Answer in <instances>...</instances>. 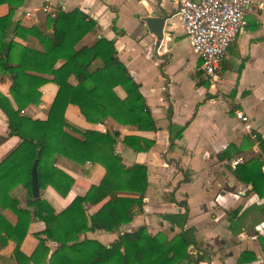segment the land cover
<instances>
[{
	"label": "crops",
	"instance_id": "obj_1",
	"mask_svg": "<svg viewBox=\"0 0 264 264\" xmlns=\"http://www.w3.org/2000/svg\"><path fill=\"white\" fill-rule=\"evenodd\" d=\"M159 4L167 12L173 11L174 14L167 20L164 38L155 54V36L148 31L142 17L153 11L158 14ZM44 7L47 8L46 11L43 10ZM74 8L80 9L96 22L95 28L82 38L80 44L91 45L100 37L114 41L117 57L134 81L140 84L139 90L157 127L155 131L138 130L133 125L119 124L111 117L105 118L103 122L91 123L80 113L76 102L66 106L64 116L71 125L102 133L108 131L111 135H115L113 132L117 131L113 150L120 157L121 163L126 167L142 164L147 169L148 185L143 195L142 211L135 214L130 222L121 224L114 230L87 231L79 236L80 239L95 240L109 246L120 233L141 225L151 234L162 231L171 238L180 228L161 215L184 212L183 206L169 199V194H172L175 201L187 203L184 227L193 228L195 240L192 247L188 246V252L194 256L198 253L205 255L200 261L182 260L176 264H264V197L258 196L250 184L237 180L233 174L237 163L249 159V152H256L255 155L260 153L257 142H253L251 146L247 144L248 140L254 141V132L264 140L261 118H255L254 110V107L259 108L260 115L261 110L264 112V0H252L246 15L247 26L227 49L228 52L230 48H234L235 62L233 65L228 62L226 52L224 63L220 67L222 72H218V81L213 86L203 78L201 60L183 33L180 19L175 14V5L163 0H22L14 6L12 21L19 22L23 27L35 25L42 35L36 37L25 31L8 30L4 39L16 43L13 55L17 56L22 46L47 50L50 45L49 36L53 31L50 23L53 15L59 10L70 11ZM39 11L42 12L38 13ZM8 12V3H0V17ZM120 30L123 33H118ZM174 54L188 55L194 66L189 86L191 92L188 90L187 96L194 94L195 97L188 102L183 100L179 103L180 107L183 105L188 109L179 108L177 114L172 100L184 93L178 84L177 75L169 72ZM151 59L155 68L148 72L149 68L144 63ZM60 63L61 61L56 65ZM115 71V66L110 65L100 68L97 73L105 78ZM158 74L162 77L158 78ZM151 75L156 81L151 80ZM48 77L51 78L49 75ZM70 82L76 83L74 77H70ZM10 83L9 75L0 73V93L15 108L16 103L9 92ZM38 89L39 103L29 104L22 112L44 119L56 95L57 85L48 81ZM114 90L120 98L125 96L120 86ZM207 93L211 96L208 99L205 96ZM169 106L171 122L183 127L181 137L174 139L172 147L167 128ZM232 108L233 111L230 112ZM221 110L229 115L222 119L225 124L223 127L215 121ZM235 111H242L248 116L251 133L235 118ZM9 118L7 109L0 100V137H4L0 141V162L21 142L18 136L9 132ZM235 119L241 123L245 133L235 132ZM197 125L199 129L196 128ZM70 134L79 136L73 132ZM131 135L153 140V145L147 151H135L123 142L125 136ZM45 142L54 148L58 137L47 133ZM225 150L232 157L219 159L217 154ZM53 165L73 178L71 186L53 178L45 188L39 189L41 199L55 212L66 208L75 196L85 195L92 184L101 183L115 189L114 176L99 163L88 160L79 163L60 154L55 155ZM184 171L190 177L188 181H183ZM11 194L19 200L18 211L13 212L0 206V215L11 224H15L18 217H24L29 220V226L19 246L21 254H14L15 243L12 239L7 238L5 242L0 240V264H46L57 244L46 242L49 249L47 256L42 251H37L38 238L34 232L42 230L44 223L33 215V208L26 205V192L21 184L15 186ZM117 195L127 196L124 192ZM110 200V195L95 190L84 203L87 215L90 217L103 211ZM3 235L4 232L0 237ZM34 252L36 253L31 261L24 259L23 255L31 256ZM253 255L255 258L248 260Z\"/></svg>",
	"mask_w": 264,
	"mask_h": 264
},
{
	"label": "trees",
	"instance_id": "obj_2",
	"mask_svg": "<svg viewBox=\"0 0 264 264\" xmlns=\"http://www.w3.org/2000/svg\"><path fill=\"white\" fill-rule=\"evenodd\" d=\"M21 1L0 0V3L6 2L9 5V12L0 17V73L10 77L9 92L16 107L2 93L0 100L10 116L9 132L21 139L20 144L0 162V206L13 212L18 211L19 200L11 191L21 184L26 192V205L31 206L33 215L44 223L42 230L34 232L38 238L37 251H42L47 256L49 249L46 242L57 244L46 264H176L182 260H203L204 253L194 256L187 250L190 244L195 243L193 228L184 227L187 203L175 201L172 194H169V199L183 206L184 212L161 215L163 219L180 228L171 238L162 231L151 234L141 225L120 233L109 246L95 240L80 239L79 236L87 231L114 230L119 225L130 222L135 214L142 211L143 195L148 185L147 169L142 164L126 167L121 163L120 157L113 150L117 131L113 132L115 135H111L108 131L102 133L71 125L64 116L66 106L76 102L80 113L91 123L103 122L105 118L111 117L119 124L133 125L138 130L155 131L157 127L139 90L140 84L134 81L126 66L117 57L114 41L100 37L91 45L80 44L82 38L95 28L96 22L78 8L70 11L59 10L52 17L50 23L53 31L49 36L50 45L47 50L22 46L18 50L19 54L14 56L16 43L4 39L8 30L25 31L36 37L42 35L35 25L23 27L19 22L12 21L14 6ZM59 61L61 63L56 65ZM223 63L224 60L221 66ZM110 65L115 66L114 73L105 78L98 75L100 68ZM70 77H74L75 84L70 82ZM48 81L57 85V92L47 116L40 119L24 114L22 111L29 104L39 103L38 88ZM117 86L125 92L123 98L116 94L114 88ZM83 90L84 94L80 95ZM232 92L234 93V89ZM205 96L207 99L211 97L208 93ZM170 115L169 106L167 128L172 147L174 139L181 137L183 127L172 123ZM70 131L79 136L70 134ZM47 133L58 137L56 147L46 144ZM3 139L1 136L0 141ZM253 140L247 141L248 146L257 142L260 153L237 163L233 174L237 180L250 184L258 196L264 197V140L256 132ZM123 142L135 151H147L153 145V140L134 135L125 136ZM37 151L39 157L36 174L39 189L45 188L53 178L66 186L72 185L73 178L53 165L55 155L60 154L79 163L88 160L101 164L114 176L115 189L101 183L92 184L85 195L75 196L66 208L55 212L40 196L33 197L31 194V167ZM217 156L219 159L232 157L227 150ZM189 178L184 171L183 181H188ZM95 190L110 195L111 200L103 211L89 217L84 203ZM119 192H124L127 196L118 197ZM28 226L29 220L24 217H18L16 223L11 224L0 215V234L4 232L0 240L5 242L7 238L12 239L15 243V255L21 254L19 246ZM258 239L261 242V234ZM35 253L23 257L29 262ZM254 258L253 255L248 260Z\"/></svg>",
	"mask_w": 264,
	"mask_h": 264
},
{
	"label": "built area",
	"instance_id": "obj_3",
	"mask_svg": "<svg viewBox=\"0 0 264 264\" xmlns=\"http://www.w3.org/2000/svg\"><path fill=\"white\" fill-rule=\"evenodd\" d=\"M163 1L175 5V14L180 19L183 33L201 60L203 78L209 85H215L228 47L247 26L246 15L252 0ZM235 118L251 133L252 127L244 112L235 111Z\"/></svg>",
	"mask_w": 264,
	"mask_h": 264
},
{
	"label": "rangeland",
	"instance_id": "obj_4",
	"mask_svg": "<svg viewBox=\"0 0 264 264\" xmlns=\"http://www.w3.org/2000/svg\"><path fill=\"white\" fill-rule=\"evenodd\" d=\"M41 12L42 11H39L38 13H41ZM153 57L156 58L155 55H153ZM227 60H228V62L231 65L234 64V62H235L234 48H230L228 50V52H227ZM144 66L146 68H149L148 72L153 71V69L155 68V65L153 64V60L152 59H151V61H146L144 63ZM193 68H194V66H193V63L191 61V58L188 59V55H185V54H177V55L174 54L172 60L170 61L169 72L172 73V74L177 75V78H179V83L178 84L181 85V87L183 88L182 92L184 93V95L182 94V96L181 95L175 96L174 99L172 100V102H174L175 114H177L179 108H181V109L183 108L184 110L188 109V108L184 107L183 105H182V107H180L178 105L179 103H181L183 100L188 102L190 99L195 97L194 94H192L190 97L187 96L188 90H189V86H190V79L192 78L191 77V73L194 70ZM218 72H219V74H221V72H222L221 69ZM151 76H152L151 80L152 81L153 80L156 81L154 76L153 75H151ZM159 77H162V75L158 74V78ZM195 95H196V93H195ZM254 110H256L255 118L256 117H260L261 118V133H264V112H262V110H261V115H260V114H258L259 108L254 107ZM232 111H233V108H232ZM228 116L229 115L226 114L225 111L221 110V111H219L217 113V115L215 117V121L217 122V124H220V127H223V126H225V124L222 122V121H224L222 119H225ZM234 123H235L234 124L235 132L240 131V133H245L241 123H239L236 119L234 120ZM196 128L199 129L198 125H197ZM255 154H256V152H251V153L249 152L248 153L249 156L247 155L248 156L247 158H250L252 155H255ZM168 234L170 235V233H168Z\"/></svg>",
	"mask_w": 264,
	"mask_h": 264
},
{
	"label": "water",
	"instance_id": "obj_5",
	"mask_svg": "<svg viewBox=\"0 0 264 264\" xmlns=\"http://www.w3.org/2000/svg\"><path fill=\"white\" fill-rule=\"evenodd\" d=\"M160 5V4H159ZM174 14L173 11L167 12L162 5L158 7V14L153 11L151 14L142 17V20L145 22L146 27L150 33L155 36L154 42V53L156 54L157 47L159 46L160 42L164 38V27L168 24L167 20H169L172 15ZM39 157V151H37V155L32 163L31 167V194L33 197L39 196V186L37 181V174H36V163ZM193 245L190 244L189 247Z\"/></svg>",
	"mask_w": 264,
	"mask_h": 264
}]
</instances>
